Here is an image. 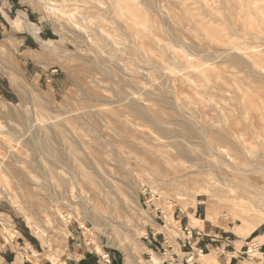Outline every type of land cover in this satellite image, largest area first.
<instances>
[{
    "label": "rangeland",
    "instance_id": "374dc122",
    "mask_svg": "<svg viewBox=\"0 0 264 264\" xmlns=\"http://www.w3.org/2000/svg\"><path fill=\"white\" fill-rule=\"evenodd\" d=\"M102 1L104 3L101 12L105 13L107 17H103L101 21L95 20L94 28H98L99 23L105 25L114 35L123 38L124 44L121 43L120 46L124 48L127 45V47L126 50L124 49L120 53H116V56L111 57L109 54L111 47L109 45L104 46L105 51L99 54L102 58L99 66L91 61L95 55L92 52L93 47L81 49L83 44L80 43V38L77 39L71 33H67L65 37L60 35L54 23L43 10L44 0L0 1L1 11H8L12 8L7 16L9 23L5 22L6 28L3 29V32L0 31V182L2 181L1 178H6L10 182V186L18 194L26 211L32 214L37 221L42 222L41 219L44 217L50 218V212L58 206L56 200L61 199L54 194L52 195L50 191L59 192V195H63L60 194L63 187L58 186L56 190H53L52 180L44 172L45 165L52 163L50 152L54 149L63 161L62 169L69 171H67V176L73 183L74 195L70 194L73 201L77 200L75 196H83L93 204L98 201L111 204L115 201L121 205L125 199L126 201L128 199L129 203V190L124 180L126 181L132 175L140 172L151 181H154L163 196L167 195L168 200L173 203L172 209L167 207L164 197H160V195L157 196V198H160L156 200L157 202L151 201L149 203L151 195L150 189H147L140 196V206L145 211L146 220L143 226L136 221L138 212L133 207L124 210L120 205L116 207L108 205L105 215L109 216L110 219L114 216L117 217L118 221L120 220L117 223L123 231H132L135 228L143 227L147 233L142 236H135L138 238L141 248H151L156 255L166 256L167 260L173 262V264H182L181 258L183 255H186V259L189 258V255L181 253L178 243L179 238L184 239L186 237L187 231L184 232L185 228H188V230L195 229V232L205 235L209 233V237L216 236L214 234H220L221 231H226L224 235H229L232 240L236 238L244 240L246 237L238 236L233 231V228L240 222L233 215H227L225 219L219 220V223L214 224L209 220H205L203 227H191L189 213L192 212L194 216L205 219L208 206L214 205L215 202L211 201L208 196L199 195L198 203L196 202L195 206L183 207L182 200H179V197L184 198L185 196L188 198L190 188H192L191 191H194L193 187L204 182L209 177L207 173L211 172V168L208 165L200 166L202 161L192 157L197 155L196 151L187 156L188 159L185 157L186 160L181 165L183 167L178 165V162H174L173 158L178 157L175 156L174 143H171L175 140L170 136L174 135L179 139L180 135L184 134V126L171 123L168 124L167 129L160 132L153 124L148 122V114H145L148 117L147 120L140 118L124 104L127 99L123 100L117 95L119 88H123L127 92H136L135 96L143 93L142 96L145 95L144 98L149 101L146 103L151 104L154 113L169 121L174 115L169 108L170 105L165 103L167 107L163 106V100L172 101L171 99H173L176 103H185L184 107L186 105L187 107H185L186 111H183V113L190 114V117L196 120L199 119L200 122L205 121L204 123L207 124L209 131H219L221 126H227L226 120L229 119L231 125L234 123V126H232L235 131L245 129L246 137H250L251 133L246 127L250 119H243V110L237 98L233 99L232 97L237 89L231 77V72L237 71L238 66L233 61L221 64V75L224 79L221 80L222 77L220 79L216 78L218 72H214L212 78L207 81V87L209 84L211 85L208 88L199 87L202 84L198 83L196 78L195 83H184L178 76L165 79L164 75H161L162 73H159L155 67L154 62L160 56L166 62H170L174 55H182L183 53V50L176 45L177 42L188 44L198 39L191 32V26L188 24V27L182 26L183 39H178L173 32L165 30H158L153 36L154 38H136V42H144L145 50L151 58L146 60V66H143L142 63L140 73L131 72L130 69H127L129 61L135 58L130 49V45H134V42L130 40L131 30L125 26L123 20L114 19V17L116 18L115 13L107 12L111 5L110 0ZM136 1L145 6L147 11L154 15L153 17L164 29V20L161 18L162 13H157L151 8L159 6L166 15H170L168 21L173 28L178 27L179 23L183 25L179 22V17L185 9H188L194 15L195 21L199 20L205 23L207 19L199 9L202 3L214 6L215 15H222L225 12L218 0ZM233 1L231 3L235 5V1ZM70 3L82 4L83 1L72 0ZM236 3L243 5L246 12H248L255 11L256 8L260 7L259 5L263 6L264 0H238ZM104 7H106L105 10ZM20 15L24 16L26 22L31 21L37 24L39 37L52 40L53 43L56 42L54 46L57 48H47L34 37V34L27 30L15 29L12 26V19ZM242 21L246 22L245 19H242ZM209 26L210 28L215 27V29L224 28V25H220L219 22L209 24ZM251 30L257 32L258 36L244 33L235 37L236 41L248 50H253L254 46L264 50V22L259 23L257 21L254 28L248 29V31ZM93 32H96V30ZM166 43L170 44L168 46L169 52H165L166 55L163 56L161 51L164 52L163 47ZM182 44L180 46H183ZM184 48L187 50L186 47ZM219 49H221L219 44H210L209 50L211 52ZM111 70L113 73H110ZM106 71H109L110 75ZM175 71L178 75L181 68L177 66ZM238 75H241L239 83L244 82L242 84L244 88H248L256 99L259 97L256 102L263 101L264 106V79L243 77V73H238ZM170 83H172V86ZM172 88L174 91H171ZM204 88L209 93H198L203 91ZM228 88H232V91ZM211 90H214L215 93L213 94ZM90 92H96L98 95L93 96ZM175 93H178V95ZM216 95H219V98ZM244 100L247 103L251 101L248 98ZM252 102H254L255 105L253 104V106L256 109V111L254 108V111L252 110V114L254 113L253 119L256 122L255 127L261 130L264 127V124L261 123L263 122L261 107L256 105L258 103H255V101L252 100L251 104ZM224 114H226L225 117H223ZM92 119H95L99 125H96V127L90 126L89 122ZM174 119L190 121L189 117L186 119V117L180 115ZM237 119L241 120V125L240 123L236 124ZM230 124L228 123L229 126H231ZM192 127L195 128L191 129L192 133L197 136V139H195L198 141L197 149L204 150L203 140L201 139L203 137L202 133L197 131V125ZM61 132L64 136L61 135ZM124 135L130 136L131 140H126ZM169 143L172 145H169ZM71 144L77 147L75 153L69 148ZM13 148L22 153V161L17 163V166H14L11 170L8 162L12 158L11 151H13ZM162 153L167 154L166 159ZM259 153L261 154L262 151ZM156 164L161 165L163 175H158L154 171ZM20 168L32 170V179H29L31 181L28 178L22 180V174L18 173ZM101 173L105 176L107 182L102 183L101 181L100 186L96 185V182H100ZM92 179H95L96 182ZM26 186H29L28 191ZM5 189L6 187L1 184L0 264H39L33 260L35 254L43 260V264H54L59 261L65 264H126L122 249L116 245H110L106 235L93 230V224L88 219L84 221L89 228H92V233L81 228L79 221L73 218L68 224L70 233L65 238L60 235L62 231L59 228L62 225L57 221V223H54V227L47 228L51 240L44 242L40 234L36 233L35 228L27 222L23 213L9 201ZM178 191L182 195L178 194ZM64 200L67 201L68 199ZM73 204L78 205L74 202ZM78 206L82 208V206ZM156 207L164 211L163 215L156 213L158 209ZM164 207L167 209L163 210ZM70 208L72 207L61 206L62 211L66 210L65 213L71 210ZM226 209H228L227 205L222 204L221 210L226 212ZM167 212L172 214L174 227H164L167 224L165 219V213L167 214ZM80 214L84 216L83 213ZM130 225L135 228H131ZM260 229L264 230V225H261ZM101 230L105 231L103 226H101ZM152 231L161 233L162 237L157 236L158 240H153L150 243ZM197 235L198 233H194L193 237L195 238ZM92 237L98 239L96 240L103 249L102 253L97 252L96 243L91 241L90 244H87V240ZM260 238L264 241V234ZM250 247L254 248V246ZM49 253L56 255V261L47 259ZM141 254L145 259L151 258L149 251L144 250ZM176 254L179 255L180 261H175V258H178ZM84 255L86 256L84 257ZM228 255L230 256L231 253H228ZM219 258L221 259V257ZM221 263L226 264L222 259Z\"/></svg>",
    "mask_w": 264,
    "mask_h": 264
},
{
    "label": "bare ground",
    "instance_id": "6f19581e",
    "mask_svg": "<svg viewBox=\"0 0 264 264\" xmlns=\"http://www.w3.org/2000/svg\"><path fill=\"white\" fill-rule=\"evenodd\" d=\"M70 1L72 0H60V1L44 0L43 10L49 16L50 20L54 23L55 27L57 28V31L60 33L62 37L67 36V33H71L77 39L78 38L81 39L80 43L83 44V46H81V49L93 47L92 52L95 55L91 61L95 65L99 66L101 63L102 58L99 54L105 51L103 49L104 46L109 45L111 47L109 51L111 57L114 56L116 53H120L122 50H124L127 47V45L124 48L120 46V44L123 43V38L114 35L111 31L107 29L105 25L99 23L98 28H94L95 20L101 21L103 17L104 18L107 17L105 13L101 12L102 4L104 3L102 0H82L83 1L82 4L70 3ZM218 1L221 3L222 7L225 10L224 14L215 15L213 11L214 6L212 7L208 3H202L200 4L201 7H199V9H201L202 14L207 19L205 23H202L199 20L195 21V19L193 18L194 15H192L188 11V9H185V11H183V14L179 17V22L183 23V25H180L179 23V26L174 28L170 25L168 21L170 15H166L159 6L154 7L153 5L154 8H151L153 9V11H157V13L159 12L160 14L162 13L161 18L162 20H164L163 24L165 26V29L164 27H161V25L158 24L157 20L153 17L154 15L151 12L147 11V8L143 5H140V3L137 2L136 0H110L111 5L107 12L113 14L115 13L116 18L114 17V19L123 20L125 26L129 28V30H131L130 40L134 42L133 43L134 45H130V49L132 53L135 55V58H132L129 61L130 63L127 68L130 69L131 72L140 73V68H142V63L143 66H146L145 65L147 64L146 60L151 58L147 50H145L144 42L138 43L135 41L136 38H140V37L142 39L146 37L152 38L158 30H165L171 33L173 32L175 34V37L180 39L183 37V27L185 26L188 27L187 26L188 24L189 26H191V32H193L198 39L195 41L193 40L188 44H182L181 42H177L176 45H178L180 49L183 50V53L182 55L180 54L174 55L170 62H166V60H164V58H162L161 56L159 57V59H157L154 62L155 67L157 68L159 73H162L161 75H164L165 79L170 78L172 76H178L184 83H191V82L195 83V78H196L197 82L198 83L200 82L202 84L199 87L204 86L205 88H208L211 85L209 84V86L207 87V81H209L212 78L214 72H218L216 78L220 79L222 77L221 75L222 68L220 66L221 64H224L227 61H233L234 63H236L239 69L237 71H232L231 77L234 80V84L236 85L237 90L235 95L233 93L232 97L233 99L237 98L238 103L240 104V107L243 110L242 111L243 119H248V118L250 119V121L246 125V127L251 133L250 137H246V132H244L245 129L241 131H235L233 129L234 123H232L233 125L232 126L229 122V119L226 120L227 126L226 125L221 126L219 128L220 129L219 131H213V130L209 131L210 129H208L207 124L204 123L205 121L200 122L198 121L199 119L196 120L193 117H190V114L187 115L183 113V111H186L185 107H187V105L184 107L185 103L179 104L176 103V101L173 99H171L172 101L162 99L164 101L163 106L167 107L166 104L170 105L169 108L174 115L173 118L169 121L162 119L161 117H159L154 113L151 104L146 103L149 101L144 98L145 95L142 96L143 93L142 94L140 93L141 95L135 96L136 92H127L123 88H119V89L117 88L118 89L117 95L123 100L127 99V101L124 104L130 109V111L134 112L137 116L146 120L149 117L148 122L153 124V126H155L160 132L161 130L163 131L167 129L168 124L171 123H175L177 125L182 124L184 126L183 127V129L185 130V131L183 130L184 134L180 135L181 137H179V139L176 138L173 134H172L173 136H170L173 137L175 140V142H171V143H174L175 146L174 148H176L175 156L178 157V158L175 157L173 158L174 162L175 161L178 162V165L181 166L183 165V162H185L186 160L185 157L193 154V152L196 151L197 155L196 156L193 155L192 157L194 158L196 157V159L202 161L200 166L203 167L208 165L211 168V172L207 173L209 177L208 178L206 177L207 179H205L204 182L197 185L196 187H193L194 191H191L192 188H190V192L188 193L189 194L188 198H186L185 196L184 198L181 196L179 197V200L180 199L182 200L181 202L183 207H186L188 205L195 206V203L198 201L199 195L208 196L210 197L211 201L215 202L214 205L208 206L207 216L205 219L194 216L192 212L189 213L191 227L193 228L199 226L203 227L205 220H209L214 224L219 223V220L225 219L227 215H233L236 219L240 221L233 228V231L238 236L247 237L253 234L254 231H256L261 225H264V127L262 126L263 128L261 130L256 129L255 127L256 122L253 119L254 113L252 114V110L253 108L255 109V107L253 106L254 102H252L251 104V101L253 100L255 101V103H258L256 101H258L259 97H257L256 99L255 95L252 94V92H250L248 88L245 89L244 85H242L244 82L242 84L239 83L241 75L239 76L238 73H243V77H258L264 79V50L260 49L257 46H254L253 50H248L247 48L241 46L240 43L236 41L235 37L241 36L244 33L245 34L250 33L255 36H258L257 32L254 31L255 32L254 33L252 32V30L248 31V29L254 28L257 21H259V23L264 22V5L263 6L259 5L260 7L256 8L255 11L246 12L243 5H241L240 3L239 4L236 3L238 0L237 1L234 0L235 5L231 3L232 0H218ZM105 8L106 7H104V10ZM242 19H245L246 22L244 23ZM217 22H219L220 25H224V28L221 29L219 28L215 29V27L210 28L209 24H213ZM12 26L17 30H27L28 32L34 34L35 35L34 37H36L39 41H41L42 44L47 46V48L48 47L50 49H52L53 47L57 48L54 46L56 42L53 43L52 40L41 39L39 37V27L37 26V24L31 21L26 22L24 20V16L22 15L12 19ZM95 30L96 32H93ZM180 43L183 46H180L181 45ZM212 43L217 45L219 44L221 46V49L211 52L209 48H210V44ZM168 46H170V44L168 43L164 45L163 47L164 52L161 51L162 52L161 55L164 56L165 52L168 51ZM184 47H186L187 50ZM196 60L198 61L197 63L195 62ZM88 61L86 62L88 63ZM177 66L181 68V71L180 72L178 71L180 75L179 74L176 75L175 70ZM110 73H113L112 70ZM223 79L224 78L222 77L221 80ZM224 82L226 83V81ZM171 84L172 83H170V85ZM245 85L248 86L247 84ZM205 88L204 90L202 89L203 91L201 92L199 91L198 93H202V92L209 93L208 91L206 92ZM229 89L230 88H228V90ZM172 90L173 88L171 89V91ZM212 91L214 94L215 93L214 90H211V92ZM167 92L169 91L167 90ZM217 93L221 94L222 92L221 93L217 92ZM90 94H92L93 96L98 95L96 92L95 93L90 92ZM176 95H178V93ZM217 97L219 98V95ZM246 98L251 99V101L247 103L244 100ZM262 103L263 101H259V103L256 105L258 106L260 105L261 107L260 108L262 111L261 116L263 118V122L261 123L264 124V106ZM258 106L257 108L259 110ZM145 114H148V117L145 116ZM179 115L186 117V119H188L189 117L190 121L189 120L179 121L177 119L175 120L174 118L176 116L179 117ZM225 116L226 114H224L223 117ZM95 119H92L89 122L90 126L96 127V125H99L97 122L98 120L96 119L97 120L96 121ZM236 121H237L236 124L238 125V123H240L241 120L237 119ZM228 123L231 126H229ZM241 124L242 123H240V125ZM195 125H197V131L201 132L203 135L201 139L203 140L202 146L204 147V150L197 149L198 141L195 140L197 139V136H194L191 130L192 128L195 129L194 127H192ZM61 135L64 136L62 132ZM124 136L126 140H131L130 136L128 135H124ZM71 143H73V141H71ZM171 143H169V145ZM69 148L74 153L77 151V147H74L72 144L69 146ZM12 150H13L11 151L12 158L8 162V166L10 167L11 170H13L14 166H17V163H20L22 161L21 160L22 153L17 152L15 148H13ZM51 151L52 152L50 153H51L52 163L50 162V164L45 165L44 172L50 176V179L52 180V184L54 186L53 190H56L58 186L63 187V190L60 193L63 195H59L58 194L59 192L56 193L54 191H50L52 192L51 193L52 195L54 194L57 196V198H61L56 200L58 206L55 207V209L50 212V218L44 217L41 219L42 222L37 221V219H35V217L32 214L26 211V208L22 205V202L18 194L14 192L12 187L10 186V182L6 178H1L2 181L0 182V185L2 184L3 186L6 187L5 191L7 192L6 194L9 198V201L12 204H14V206L17 207V209L23 213L24 217H26L27 219V222L32 227L35 228L36 233H38V235L40 234L42 240L44 242H48L49 240H51V236L49 239L47 228L54 227L55 225L54 223L55 222L57 223V221L60 223V225H62L59 228L62 231L61 233L59 232L60 235L66 238V235L70 233V230L68 229V224L73 218H76L77 221H79L81 228L87 229V231L91 232L92 228H89L86 225V222L84 221L88 219L93 224V228H94L93 230H96L97 232H100L101 234L103 233L104 235L107 236L108 243L110 245H116L122 249V251L124 252L126 264H163V261L167 259L166 256L156 255L153 249L151 248H147V247L141 248L142 246L138 242V238L135 237V236H142L147 233L143 227L136 229L135 227H131L130 225V227L135 228V230L123 231L122 229H120L117 223L120 222V220L118 221L117 217L114 216L115 218L113 217L112 219H110L108 218L109 216L105 215L108 205L116 207L117 205H120L118 202L114 201L111 204H108L105 201L104 202L98 201L93 204L83 196H79L80 198L78 196H75L77 200L75 201L72 200L70 194L74 195V190H72L73 183L70 181V178L67 176L68 170L66 169L64 171L62 169L63 161L61 160L60 155L56 152V150L53 149ZM260 151H262L261 154L259 153ZM162 155L166 159L167 154L162 153ZM160 166L159 164H156L154 166V171L158 175L161 174L163 175L164 173ZM18 173L22 174V180L25 178H28V180L32 179V175H31L32 170H25L20 168V172ZM100 176H101L100 182H96L95 179H92V181L96 182V185L101 186V181L102 183H105L107 182V180L102 173ZM124 183H126V185L128 186L129 203H128V199L127 201L125 199V201H123V203H121L120 206H122L124 210H127L129 207H133L135 211L138 212L136 221L138 222L139 225L143 226V224L146 221L144 215L145 211L140 206V196L142 193H145L147 189H150V195H151V198L149 199V203L151 201L157 202L156 200L160 199L157 198V196L160 195V197H164L167 207H170V209H172L171 207H173V203L170 200H168L169 197L167 195L163 196L161 190L157 187V184L154 181L148 179V177L142 175L140 172H137V174L132 175V177L127 179L126 181L124 180ZM27 188H29V186H26V190ZM178 194L182 195L180 192ZM64 199H68V200L66 201ZM73 202L78 203V205L82 206V208H80L78 205L73 204ZM222 204H224V206L225 204L227 205L228 209H226L227 210L226 212L223 211L224 209L221 210ZM61 206H65V207L68 206L72 208H70L71 210H68L69 212L67 211L65 213L66 210L62 211ZM158 207H156V209ZM165 208L166 207H164L163 210L167 209ZM259 208H261L262 210H260ZM81 209L84 211H82ZM80 213H83L84 216ZM165 219L167 220V224L164 226L165 228L166 227L171 228L172 226L174 227V225L172 224L173 217L170 212H167V214L165 213ZM101 226L104 227L105 231L101 230ZM128 229L130 230V228ZM108 231L110 232L108 233ZM95 237L89 238V240H87V244H90L91 241L96 243L97 252L102 253L103 249L98 244L97 242L98 239L96 238L97 239L96 240ZM144 250L149 251L151 253L150 259H145L143 257L141 253ZM250 252L253 254L255 258H257L258 256L260 257V254H258L254 248L250 247ZM54 254L49 253L47 259L56 261L57 258L56 255ZM188 255H189L188 261H190L191 263L197 260L199 261L200 264H222L221 259L219 258L217 252L214 250L208 254L199 251L198 256H195L192 253ZM33 260L35 262H38L39 264H43V260L40 257L36 256V254L33 257ZM54 264H65V263L59 261Z\"/></svg>",
    "mask_w": 264,
    "mask_h": 264
},
{
    "label": "crops",
    "instance_id": "0c3cea01",
    "mask_svg": "<svg viewBox=\"0 0 264 264\" xmlns=\"http://www.w3.org/2000/svg\"><path fill=\"white\" fill-rule=\"evenodd\" d=\"M4 1L5 0H3V2ZM8 2H10V0H8ZM11 9L12 8H10L8 11L0 10V31L2 32L3 29L6 28L5 22L9 23L7 16L9 15L8 12L11 11ZM186 231L187 234L184 239L178 237V243L182 254L188 255L192 253L193 255L198 256L199 251L208 254L214 250L219 253L218 256L221 257V259L226 264H264V241L262 238H260L264 234V230H261L260 227L256 231H254L252 235L247 236L244 240L241 238L232 240L229 235H224L226 231H221L222 233L214 234L216 236L212 237H209V233H206L205 235L201 234L200 232H195V229L188 230V228H185L184 232ZM151 233L152 239L150 240V243H152L153 240L157 241V236L162 237L161 233H155L154 231H152ZM194 233H198L197 237L195 238L193 237ZM250 246H254L255 251L260 254V257L258 256L257 258H255L253 254H250ZM228 253H231V255L229 256ZM85 256L86 255H84V257ZM176 256L178 258H175V261H180L179 255L176 254ZM181 259L182 264H200L197 260L191 263L190 261H188V259H186V255H183ZM163 264H173V262L165 259L163 261Z\"/></svg>",
    "mask_w": 264,
    "mask_h": 264
},
{
    "label": "built area",
    "instance_id": "2783aa9c",
    "mask_svg": "<svg viewBox=\"0 0 264 264\" xmlns=\"http://www.w3.org/2000/svg\"><path fill=\"white\" fill-rule=\"evenodd\" d=\"M157 213H160L161 215H163V211L161 209H157ZM162 218V216H160ZM164 220V219H163Z\"/></svg>",
    "mask_w": 264,
    "mask_h": 264
}]
</instances>
